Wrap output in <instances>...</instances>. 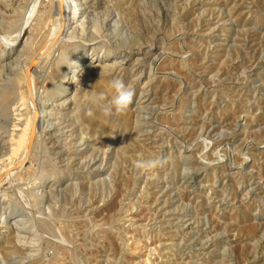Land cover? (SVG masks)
Segmentation results:
<instances>
[{
    "label": "rangeland",
    "instance_id": "1",
    "mask_svg": "<svg viewBox=\"0 0 264 264\" xmlns=\"http://www.w3.org/2000/svg\"><path fill=\"white\" fill-rule=\"evenodd\" d=\"M32 1L0 0V264H264V0H89L29 69L20 162L58 20Z\"/></svg>",
    "mask_w": 264,
    "mask_h": 264
},
{
    "label": "bare ground",
    "instance_id": "2",
    "mask_svg": "<svg viewBox=\"0 0 264 264\" xmlns=\"http://www.w3.org/2000/svg\"><path fill=\"white\" fill-rule=\"evenodd\" d=\"M36 3H38V1L40 0H34L31 3V7L33 8V5ZM128 1V0H127ZM107 3V2H105ZM95 3H90L89 0H53L51 3L52 8H54L55 13L57 15V23L56 25H54V29L51 33V36L47 39V41L45 43H43L41 46V49H39L37 51V53H35V56H33V58H31L32 60L29 61V63L24 66V70L26 75H28L27 78V82L29 84V88H31V92H29V102L32 105L33 108V113H32V117L31 119L28 121V123L26 124V126L23 128L21 136L19 137V139L16 141V146H14L13 148V152H16V150L20 147H22V154L20 155V159L19 161L22 162L25 158V154H27L28 149L30 148V143L32 141V137L36 132H42L45 129V125H46V116L44 115V110L42 108V105L40 103V98H38L35 93H34V86H33V79L32 76L30 74V67L32 65H39L41 57H44V53H48L50 50H52L53 52H55V49L57 48L58 45H61L62 42H64L66 39H68V37H70V26L73 22L78 21V18L84 13L83 18L80 19V29H84L85 27V22L88 21V15H90L91 13H89L87 10L90 8L92 9L93 5ZM110 4V3H109ZM36 6V4L34 5ZM35 9V7L33 8ZM32 10V9H31ZM53 10V9H52ZM93 10V9H92ZM34 11V10H32ZM28 12V11H27ZM54 12V11H53ZM89 13V14H88ZM98 15V14H97ZM29 16V15H28ZM96 16V15H95ZM90 17V16H89ZM91 20V18H90ZM92 21V20H91ZM28 23L27 21L24 22V25ZM91 23V22H90ZM77 24V23H76ZM23 25V24H22ZM90 25V24H89ZM75 27V26H74ZM21 28V27H20ZM22 29V28H21ZM73 31V29H72ZM211 31V30H210ZM18 33L16 34L15 37V41H13L14 43L16 42L17 38H18ZM67 37V38H66ZM100 37V36H99ZM15 45H12L11 47H14ZM58 49V48H57ZM56 49V50H57ZM51 51V52H52ZM171 51V50H170ZM54 54V53H53ZM47 56V55H46ZM153 56V55H152ZM156 56V55H155ZM154 56V57H155ZM46 58V57H45ZM138 59V58H137ZM40 60V61H39ZM80 62V61H79ZM145 62V59H144ZM39 63V64H38ZM50 64V63H49ZM150 65V64H149ZM37 67V66H36ZM40 67V66H39ZM119 68V67H118ZM151 68V67H150ZM38 69V68H36ZM33 71V70H32ZM151 71V70H150ZM41 72V71H40ZM46 73V72H45ZM99 74V71H98ZM40 75V74H39ZM102 77V76H101ZM133 77V76H132ZM59 90V89H58ZM14 111V110H13ZM19 111V110H18ZM49 113V112H48ZM61 125V124H60ZM46 130V129H45ZM43 134V133H42ZM42 137V136H41ZM15 139V138H14ZM12 143V142H11ZM13 146V145H12ZM24 147V148H23ZM6 151V150H5ZM31 151V150H30ZM19 152V151H18ZM11 155V154H9ZM27 157V156H26ZM11 158V157H10ZM91 159V158H90ZM26 160V159H25ZM7 161V160H6ZM10 163V162H9ZM69 163V162H68ZM17 165V164H15ZM10 166V165H8ZM12 167V166H11ZM10 169V167H8V170ZM3 172L0 175V182L1 181V177H3V174L5 173L6 170H2ZM11 175V174H10ZM12 183V182H11ZM19 188V187H18ZM2 197H1V192H0V205L2 204ZM49 202V201H48ZM3 217V216H2ZM18 220V219H17ZM21 224V223H20ZM3 232V231H2ZM22 238V237H21ZM20 238V239H21ZM11 243V242H10ZM14 259V258H13Z\"/></svg>",
    "mask_w": 264,
    "mask_h": 264
},
{
    "label": "clouds",
    "instance_id": "3",
    "mask_svg": "<svg viewBox=\"0 0 264 264\" xmlns=\"http://www.w3.org/2000/svg\"><path fill=\"white\" fill-rule=\"evenodd\" d=\"M111 87L114 89L115 95L112 98L110 105L105 108V112L110 113L113 108L118 112L125 111L129 105L132 104L135 95L134 89L131 86L126 85L120 79H114L111 81ZM102 98L103 95L101 94V99ZM136 166L141 167V162H137Z\"/></svg>",
    "mask_w": 264,
    "mask_h": 264
}]
</instances>
